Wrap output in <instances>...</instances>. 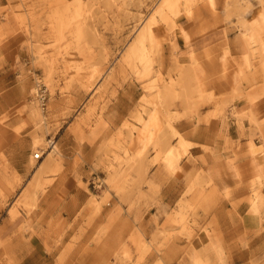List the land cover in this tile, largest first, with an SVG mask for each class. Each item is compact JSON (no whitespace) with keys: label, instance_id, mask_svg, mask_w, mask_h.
<instances>
[{"label":"rangeland","instance_id":"374dc122","mask_svg":"<svg viewBox=\"0 0 264 264\" xmlns=\"http://www.w3.org/2000/svg\"><path fill=\"white\" fill-rule=\"evenodd\" d=\"M231 116L263 179L264 0H0V264H225L205 169L159 195Z\"/></svg>","mask_w":264,"mask_h":264},{"label":"crops","instance_id":"0c3cea01","mask_svg":"<svg viewBox=\"0 0 264 264\" xmlns=\"http://www.w3.org/2000/svg\"><path fill=\"white\" fill-rule=\"evenodd\" d=\"M261 19L260 16L257 17L255 24L260 23ZM237 104L241 109V101ZM220 125L218 123L216 127L211 126L203 141L190 138L195 143L191 147V152L195 154L194 156L205 154L206 164L197 159L187 166V160L185 158L181 160L179 169L163 182V190L159 197L167 203L171 201L176 203L186 189L183 178L186 176L187 167L192 168L193 174L199 168H204L205 177L207 181L211 180V183L206 187L204 193L206 199L198 213L201 216L200 222L206 225V230L216 233V239L212 240L221 244L226 258L224 263L264 264V205L258 214L251 211V197L254 193L251 185L252 183L262 185L257 189L264 194V178L256 179L253 156L249 154L250 133L247 132L245 135L247 138H242L241 127L233 116L223 128ZM203 144L211 147L212 153H205L201 146ZM182 168L185 169L183 174ZM201 200L202 197H199L198 201ZM203 232L205 230L201 229L200 233ZM205 235L204 242H200L198 238L195 240L196 248H201L202 243L206 247L212 246L206 232ZM168 264L179 263L175 260Z\"/></svg>","mask_w":264,"mask_h":264},{"label":"bare ground","instance_id":"6f19581e","mask_svg":"<svg viewBox=\"0 0 264 264\" xmlns=\"http://www.w3.org/2000/svg\"><path fill=\"white\" fill-rule=\"evenodd\" d=\"M154 21H153V19H151V21H150V23L146 26V29L145 30H143L142 32V36L144 37V33L147 31V33H149L150 35H152V33H153V30H152V23H153ZM33 107V106H32ZM38 141V140H37ZM55 142L53 141L52 143H51V146H52V150H50V153L51 152H54L55 154H60V151H59V149H58V147L56 146V144H54ZM183 144H186V142H185V140H183ZM36 153V154H35ZM37 154H39V155H41V157H42V155H43V153H40V152H34V157L35 158H37L36 157V155ZM254 156H256L255 157V161L257 162V163H259V164H264V149L263 148H259V149H254ZM54 155V154H53ZM52 155V156H53ZM38 159V158H37ZM50 161H52V160H50ZM50 163V162H49ZM258 164V165H259ZM48 166H49V164L47 163L46 165H44V166H42L41 168H40V173H44L46 170H47V168H48ZM50 166H51V164H50ZM260 166V165H259Z\"/></svg>","mask_w":264,"mask_h":264},{"label":"built area","instance_id":"2783aa9c","mask_svg":"<svg viewBox=\"0 0 264 264\" xmlns=\"http://www.w3.org/2000/svg\"><path fill=\"white\" fill-rule=\"evenodd\" d=\"M36 157H37V158H40V157H41V155L37 154V155H36Z\"/></svg>","mask_w":264,"mask_h":264}]
</instances>
